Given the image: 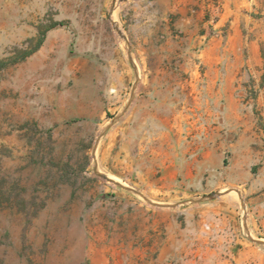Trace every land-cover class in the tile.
<instances>
[{
  "label": "rangeland",
  "instance_id": "obj_1",
  "mask_svg": "<svg viewBox=\"0 0 264 264\" xmlns=\"http://www.w3.org/2000/svg\"><path fill=\"white\" fill-rule=\"evenodd\" d=\"M152 1L0 0V264H264V0L171 12L161 85Z\"/></svg>",
  "mask_w": 264,
  "mask_h": 264
},
{
  "label": "crops",
  "instance_id": "obj_2",
  "mask_svg": "<svg viewBox=\"0 0 264 264\" xmlns=\"http://www.w3.org/2000/svg\"><path fill=\"white\" fill-rule=\"evenodd\" d=\"M156 6L155 11L150 12H138L137 20L138 27L144 29L143 41L139 42V46L136 51L145 53V56L140 57V61L143 67H148L151 72H154L152 79L148 82L154 84H164L168 82V66L166 62H163V52H167L168 49V38L163 42L161 37L164 33H168V16L171 12H178L179 16L177 19L178 26L182 28H194L196 32L192 34L195 38H199L201 16L206 11L205 1L200 0H153ZM197 4L198 6H195ZM165 20V21H163ZM164 24V30L162 29ZM189 27V28H188ZM195 43L188 44L185 46L186 50L194 47ZM151 57H156L154 61L149 60ZM135 78L137 74L135 73ZM143 82L144 81L143 79ZM144 102L146 100H143ZM143 105V104H141ZM139 115L153 114L151 111H147V108H139Z\"/></svg>",
  "mask_w": 264,
  "mask_h": 264
},
{
  "label": "bare ground",
  "instance_id": "obj_3",
  "mask_svg": "<svg viewBox=\"0 0 264 264\" xmlns=\"http://www.w3.org/2000/svg\"><path fill=\"white\" fill-rule=\"evenodd\" d=\"M117 8V7H116ZM120 8H118V11H119ZM112 19L113 21H116L117 20V11L114 9L113 10V13H112ZM117 24V22H116ZM120 24V23H119ZM121 25V24H120Z\"/></svg>",
  "mask_w": 264,
  "mask_h": 264
},
{
  "label": "water",
  "instance_id": "obj_4",
  "mask_svg": "<svg viewBox=\"0 0 264 264\" xmlns=\"http://www.w3.org/2000/svg\"><path fill=\"white\" fill-rule=\"evenodd\" d=\"M120 1H124V0H120ZM217 193H213V194H211V196H214V195H216Z\"/></svg>",
  "mask_w": 264,
  "mask_h": 264
},
{
  "label": "trees",
  "instance_id": "obj_5",
  "mask_svg": "<svg viewBox=\"0 0 264 264\" xmlns=\"http://www.w3.org/2000/svg\"><path fill=\"white\" fill-rule=\"evenodd\" d=\"M2 66L0 65V68H1Z\"/></svg>",
  "mask_w": 264,
  "mask_h": 264
}]
</instances>
